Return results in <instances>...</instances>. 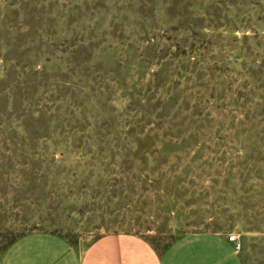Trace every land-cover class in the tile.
<instances>
[{
    "label": "rangeland",
    "instance_id": "374dc122",
    "mask_svg": "<svg viewBox=\"0 0 264 264\" xmlns=\"http://www.w3.org/2000/svg\"><path fill=\"white\" fill-rule=\"evenodd\" d=\"M34 232L264 264V0H0V249Z\"/></svg>",
    "mask_w": 264,
    "mask_h": 264
},
{
    "label": "crops",
    "instance_id": "0c3cea01",
    "mask_svg": "<svg viewBox=\"0 0 264 264\" xmlns=\"http://www.w3.org/2000/svg\"><path fill=\"white\" fill-rule=\"evenodd\" d=\"M0 264H243L227 236L193 233L161 254L145 236L130 232L103 235L87 248L45 232L19 239L0 250Z\"/></svg>",
    "mask_w": 264,
    "mask_h": 264
},
{
    "label": "trees",
    "instance_id": "16d2710c",
    "mask_svg": "<svg viewBox=\"0 0 264 264\" xmlns=\"http://www.w3.org/2000/svg\"><path fill=\"white\" fill-rule=\"evenodd\" d=\"M165 105L167 106L165 109H166V112L168 111V110H170L172 107H173V102H172V100H171V98H168L167 99V101L165 102ZM177 108V107H176ZM187 108V106L185 105V107H181L180 109H181V111H183V110H185ZM165 116H162V118H164ZM169 118H171V115L168 117V118H166L165 117V120H164V124L165 125H167L168 124V121L169 122H171L170 121V119ZM177 118L178 119H180V117L179 116H177ZM191 120V118H187L186 120H182V122H180L179 124H175L177 127H194V125H196L197 123H198V121L197 122H195V118H194V120L193 121H190ZM167 121V122H166ZM172 122H173V120H172ZM81 123H79L78 125H80ZM74 125L73 124H71V123H69L68 122V125H67V127L68 128H72ZM78 127V126H77ZM76 127V128H77ZM142 142V141H141ZM139 235V234H138ZM24 236H26V235H23V236H21V237H16V238H13L12 240H10V241H7V242H4L3 243V249H0V250H7V249H9L13 244H15L19 239H21L22 237H24ZM147 239H148V241L153 245V247H155L156 248V250L157 251H159L161 254H164L171 246H172V244L173 243H169V244H167L166 246H165V248L164 249H160L158 246H156L153 242H151V240H149V238L147 237ZM176 242V241H175ZM174 242V243H175Z\"/></svg>",
    "mask_w": 264,
    "mask_h": 264
},
{
    "label": "built area",
    "instance_id": "2783aa9c",
    "mask_svg": "<svg viewBox=\"0 0 264 264\" xmlns=\"http://www.w3.org/2000/svg\"><path fill=\"white\" fill-rule=\"evenodd\" d=\"M228 239H229V241H230L231 243L234 244V246H235V250H236L237 252H239L240 249H241V243H240V241H239L238 236H237L236 234H231V235L228 236Z\"/></svg>",
    "mask_w": 264,
    "mask_h": 264
}]
</instances>
